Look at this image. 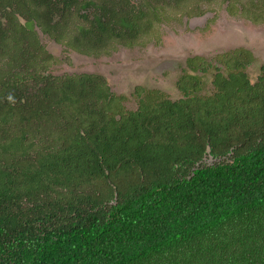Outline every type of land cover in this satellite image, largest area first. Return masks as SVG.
Returning a JSON list of instances; mask_svg holds the SVG:
<instances>
[{
    "label": "trees",
    "instance_id": "trees-1",
    "mask_svg": "<svg viewBox=\"0 0 264 264\" xmlns=\"http://www.w3.org/2000/svg\"><path fill=\"white\" fill-rule=\"evenodd\" d=\"M159 1L182 0H0V264H264L251 50L187 57L180 97L139 85L133 109L102 73L51 70L40 33L110 55L161 20ZM226 1L264 20V0Z\"/></svg>",
    "mask_w": 264,
    "mask_h": 264
},
{
    "label": "rangeland",
    "instance_id": "rangeland-1",
    "mask_svg": "<svg viewBox=\"0 0 264 264\" xmlns=\"http://www.w3.org/2000/svg\"><path fill=\"white\" fill-rule=\"evenodd\" d=\"M226 2L182 0L178 4L173 5L171 1V4L164 6L159 1L161 20L155 21L149 32L140 35L133 46L119 43L110 55L100 57L76 52L65 44L43 36L36 28L45 47L57 58L52 63V71L59 74L76 71L102 73L113 90L127 97V106L133 109L137 106L134 89L139 85L159 88L172 98L180 97L182 93L176 81L187 68V57L192 55H202L212 64L220 65L216 60L218 54L239 47L247 48L255 56L247 71L251 80H256L258 66L264 63V20L256 23L247 18L240 12L242 3H237L235 13H229ZM148 8L143 6L144 15ZM258 14L261 15V11ZM70 23L75 31L83 21L73 14ZM212 72L210 70L204 76L206 83L203 91L213 88Z\"/></svg>",
    "mask_w": 264,
    "mask_h": 264
}]
</instances>
